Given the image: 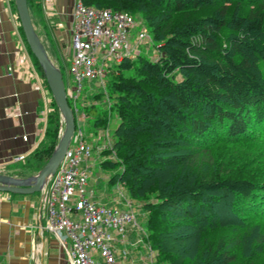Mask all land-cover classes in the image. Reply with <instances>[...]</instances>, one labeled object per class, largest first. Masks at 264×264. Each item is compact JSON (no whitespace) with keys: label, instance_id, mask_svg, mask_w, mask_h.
I'll use <instances>...</instances> for the list:
<instances>
[{"label":"trees","instance_id":"16d2710c","mask_svg":"<svg viewBox=\"0 0 264 264\" xmlns=\"http://www.w3.org/2000/svg\"><path fill=\"white\" fill-rule=\"evenodd\" d=\"M82 1L141 15L158 44L154 59L138 55L111 74L120 121L113 147L104 150L115 159L102 161L122 167L111 181L147 210L146 240L156 261L250 264L238 262L225 236L198 249L191 240L217 220L264 218V179L212 170L215 146L264 138V0ZM50 123V142L35 153L45 163L59 140L57 107ZM183 220L198 231H180Z\"/></svg>","mask_w":264,"mask_h":264},{"label":"crops","instance_id":"0c3cea01","mask_svg":"<svg viewBox=\"0 0 264 264\" xmlns=\"http://www.w3.org/2000/svg\"><path fill=\"white\" fill-rule=\"evenodd\" d=\"M33 2L38 5L32 7V17L35 13L37 22L36 25L33 19L34 24L41 40V33L47 37L48 46L43 43L57 64L58 48L67 45L65 40L71 34L76 0ZM21 27L15 1L0 0V172L26 177L45 165L35 153L50 142L47 131L57 104ZM66 48L71 58L73 50ZM62 122L61 116L60 126ZM121 186L124 194L126 188L123 183ZM36 193L0 191V264H70L65 247L68 243L63 245L55 233L46 229L47 194L44 190ZM93 196L91 192V199L127 208L116 196ZM139 224V228L128 225L123 230H112V244L120 264H140L149 257L152 262L156 260L146 240L147 227ZM142 242L151 253L148 256L140 248Z\"/></svg>","mask_w":264,"mask_h":264},{"label":"built area","instance_id":"2783aa9c","mask_svg":"<svg viewBox=\"0 0 264 264\" xmlns=\"http://www.w3.org/2000/svg\"><path fill=\"white\" fill-rule=\"evenodd\" d=\"M139 24L144 25L128 11L90 6L82 0L74 4L70 26L72 80L67 83L64 79V82L76 117V129L63 161L44 188L48 204L46 229L55 233L63 245L68 243L65 247L70 264H118L112 230H123L128 225L140 227L135 205L123 194L120 181L117 185L127 208L100 203L88 195L92 191L88 186L87 163L94 147L85 136L82 118L78 117L85 80H96L105 87V78L118 64L141 55L143 41L148 44L155 41L146 28L134 31ZM63 128L62 122L59 136ZM104 134L108 142L96 146L99 155L113 147L108 131H102L99 138Z\"/></svg>","mask_w":264,"mask_h":264},{"label":"rangeland","instance_id":"374dc122","mask_svg":"<svg viewBox=\"0 0 264 264\" xmlns=\"http://www.w3.org/2000/svg\"><path fill=\"white\" fill-rule=\"evenodd\" d=\"M135 16L136 19L141 20L144 25L139 24L134 31L146 28L147 32L153 35L152 29L146 22H144L143 17L141 15ZM33 19H35L36 24L35 13H33ZM69 35L71 36V34ZM69 35L68 39L65 40L67 45L58 48L59 59L57 61L67 83L68 80H72V74L70 73L72 57L69 58L68 52L65 51L67 50V46H70L72 49V36L69 37ZM41 36L45 44L48 46L47 37L42 33ZM157 46L158 44H156L155 41L150 42V44L143 41L141 44L142 55L154 59L159 54ZM108 63L109 65L112 64V62ZM111 77L112 75L109 74L105 78V87L96 80L87 79L83 82L84 89L79 100L80 112L78 117L82 118L81 125L84 129L85 136L94 147L92 156L87 163L89 165V190L94 193L96 198L100 199V197L106 195L113 198L116 196V199L120 198V200L124 202L125 197L120 193L117 182L111 181V178L117 172L121 171L122 167L120 165L109 168L105 167L102 164V161L107 158L114 160L115 157H110L105 153L99 155L96 150L98 144L103 145L105 142H108V138H106L105 134L99 138L102 131L105 133L108 131L112 139V144H114L116 140V129L120 121L115 106V96L109 86ZM247 142L248 143L246 144H239V146L234 147L225 144H221L219 147L215 146L213 151L217 158L214 157L216 163L213 164L212 170H224L226 168L231 170L235 169L239 170V174L252 175L254 178L263 180L264 138L259 140L253 139ZM223 157H225L226 160L219 163ZM36 194H39V192ZM90 194L91 192H88V195ZM124 194L127 198L132 200L135 205L138 221L146 228L147 210L141 206V203L138 200L130 196L127 189H124ZM183 222L181 223L182 226L180 231L182 230L183 233H187L186 235L198 231V228L192 225L191 222H185L184 220ZM200 231L201 232L197 235V240H194V238L191 240L192 247L198 249V246L200 248L202 241L213 240L217 236H225L232 249L237 251L238 262L244 261L250 264H264V218H256L241 213V217L237 221H229L227 219H222L221 221L217 220L211 226L208 225L200 228ZM253 240L256 241V244L259 242L255 247L252 246L254 242ZM146 246V242H142L140 248L143 250V254L148 256L150 251H146ZM151 260V257H149L148 259L143 260L140 264H164V262H157L156 260L152 262ZM118 264L120 263L118 262Z\"/></svg>","mask_w":264,"mask_h":264},{"label":"water","instance_id":"95a60500","mask_svg":"<svg viewBox=\"0 0 264 264\" xmlns=\"http://www.w3.org/2000/svg\"><path fill=\"white\" fill-rule=\"evenodd\" d=\"M14 1L26 41L42 67L64 124L63 131L52 154L38 173L19 177L0 172V191L26 194L44 190L50 178L56 173L74 135L76 117L67 98L63 72L50 57L46 46L34 26L28 0Z\"/></svg>","mask_w":264,"mask_h":264},{"label":"bare ground","instance_id":"6f19581e","mask_svg":"<svg viewBox=\"0 0 264 264\" xmlns=\"http://www.w3.org/2000/svg\"><path fill=\"white\" fill-rule=\"evenodd\" d=\"M139 237V236H138Z\"/></svg>","mask_w":264,"mask_h":264}]
</instances>
